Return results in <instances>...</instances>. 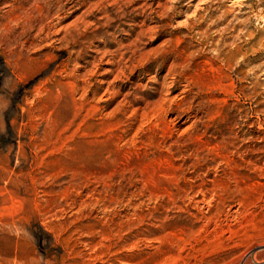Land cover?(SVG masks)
Returning <instances> with one entry per match:
<instances>
[{"label": "rangeland", "instance_id": "374dc122", "mask_svg": "<svg viewBox=\"0 0 264 264\" xmlns=\"http://www.w3.org/2000/svg\"><path fill=\"white\" fill-rule=\"evenodd\" d=\"M0 264H264V0H0Z\"/></svg>", "mask_w": 264, "mask_h": 264}]
</instances>
